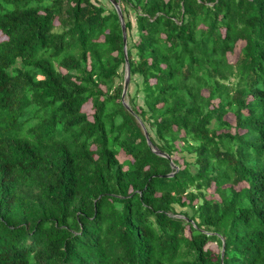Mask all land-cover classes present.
<instances>
[{"label": "trees", "instance_id": "obj_1", "mask_svg": "<svg viewBox=\"0 0 264 264\" xmlns=\"http://www.w3.org/2000/svg\"><path fill=\"white\" fill-rule=\"evenodd\" d=\"M115 1L0 0V264H264V0Z\"/></svg>", "mask_w": 264, "mask_h": 264}, {"label": "rangeland", "instance_id": "obj_2", "mask_svg": "<svg viewBox=\"0 0 264 264\" xmlns=\"http://www.w3.org/2000/svg\"><path fill=\"white\" fill-rule=\"evenodd\" d=\"M1 37H3V36H1ZM243 44V42L241 41V42H239L238 44H237V46H236V48H235V50H234V52L233 53H231V54H228L227 55V57H228V60H229V62H231V63H233V62H235V60H236V58H237V56H238V49L240 48V46ZM204 94H206V91H204L203 92ZM82 110L83 111H85L87 114H88V116H91V114H92V108H91V104H90V102L88 101V102H86L83 106H82ZM225 118L226 119H228L231 123H233V116L231 115V114H226L225 115ZM125 156L123 155V153H120L119 154V158L120 159H123ZM215 197L214 196V194H213V188L211 187L210 189H208V198L209 197ZM208 246L210 247V248H212L215 252H217V251H219V248L214 244V243H208Z\"/></svg>", "mask_w": 264, "mask_h": 264}, {"label": "water", "instance_id": "obj_3", "mask_svg": "<svg viewBox=\"0 0 264 264\" xmlns=\"http://www.w3.org/2000/svg\"><path fill=\"white\" fill-rule=\"evenodd\" d=\"M112 2V4L114 5V7L116 8V11L118 13V16H119V19H120V23H121V29H122V36H123V42H124V62H125V67H124V83H123V90H122V98L124 97V93L126 91V87H127V84H128V80H129V65H128V60H127V56H126V46H125V26H124V22H123V19H122V16H121V12H120V9L118 7V3L115 1V0H110ZM125 106L126 103H124ZM127 108H129L127 106ZM144 133H145V136L147 137V141L149 143V140H148V136L146 134V131L144 130ZM156 151V150H155ZM158 154H161V155H164L163 153L161 152H158L156 151ZM173 166V165H172ZM169 175H172V173H170ZM223 252V251H222ZM221 260H222V253H221ZM222 264V263H221Z\"/></svg>", "mask_w": 264, "mask_h": 264}]
</instances>
